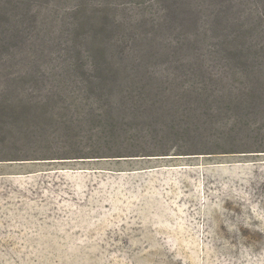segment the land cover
<instances>
[{
	"label": "rangeland",
	"instance_id": "374dc122",
	"mask_svg": "<svg viewBox=\"0 0 264 264\" xmlns=\"http://www.w3.org/2000/svg\"><path fill=\"white\" fill-rule=\"evenodd\" d=\"M0 14V264H264V0Z\"/></svg>",
	"mask_w": 264,
	"mask_h": 264
},
{
	"label": "trees",
	"instance_id": "16d2710c",
	"mask_svg": "<svg viewBox=\"0 0 264 264\" xmlns=\"http://www.w3.org/2000/svg\"><path fill=\"white\" fill-rule=\"evenodd\" d=\"M4 11H1V13H3ZM5 14V12H4ZM1 15V14H0ZM231 44V49H234L235 51H238L237 53H239L241 56H244L246 58H249V55L250 54L249 52H247V49L244 45H239L236 40H233V42H230ZM107 45H104L102 44L101 42L99 44H97L95 47H96V52L95 53H98L99 55H102V56H105L107 54ZM94 47V48H95ZM259 48L261 50L264 51V42L260 43L259 44ZM94 63H91L92 66Z\"/></svg>",
	"mask_w": 264,
	"mask_h": 264
}]
</instances>
